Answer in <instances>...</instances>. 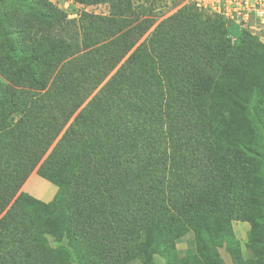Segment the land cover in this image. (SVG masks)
<instances>
[{
    "label": "trees",
    "instance_id": "trees-1",
    "mask_svg": "<svg viewBox=\"0 0 264 264\" xmlns=\"http://www.w3.org/2000/svg\"><path fill=\"white\" fill-rule=\"evenodd\" d=\"M75 1L111 14L81 39L55 35L67 13L33 0L47 34L0 54V264H227L221 247L240 264L238 220L252 226L245 264H264V43L232 42L221 16L188 4L134 48L131 0ZM42 160L49 202L20 191ZM189 232L196 250L180 256Z\"/></svg>",
    "mask_w": 264,
    "mask_h": 264
},
{
    "label": "rangeland",
    "instance_id": "rangeland-1",
    "mask_svg": "<svg viewBox=\"0 0 264 264\" xmlns=\"http://www.w3.org/2000/svg\"><path fill=\"white\" fill-rule=\"evenodd\" d=\"M49 1L54 3L55 1L59 2L60 0ZM186 1L187 0H131L132 9H129L128 11L132 15L126 18L124 24H127L126 28L131 30L132 34L137 35L138 37L134 48L146 40V38L152 33L156 26L162 22V20L177 12L180 8L187 6L188 4L185 3ZM32 2L33 0H0V43L2 44V47H0V54H6L9 51L7 50L9 44L17 50H28V46L31 42L43 39L44 35L47 34L48 26L46 25L48 21L44 17L43 19H38L35 16L31 5ZM111 10L112 8L110 7V3L92 4L87 5L86 7H79L78 10L75 11L77 17L73 14L71 16L66 14L67 16L62 23L57 22L53 25V30L55 31V35H66L68 37H72V35L75 34L79 35L81 39L83 27L85 25H93L96 20L94 18L96 15L109 16L111 14ZM88 16H92L93 20H91ZM143 20H146V25H149L146 30H144L145 24H142ZM126 58L127 57L122 59L117 67L111 72L109 77L119 68ZM21 62L22 61L19 58H16L12 64L6 61L3 65L6 69L14 70L21 68ZM31 66L39 72H42L45 76L51 74V70L43 65L32 63ZM0 80L5 84H11V81L3 75L1 68ZM16 88L39 92L33 88V85L21 87L16 86ZM97 91L98 90L95 92ZM89 99L83 106L87 105ZM75 115L61 130L58 138L53 142L44 159L49 155L56 143L73 122ZM235 117V113L231 112L229 115V122L234 123ZM17 118L18 116H16V119ZM43 160L22 184L20 191H25L33 195L34 193L32 191V187H34V189H41L35 182L32 181L31 183L30 179L38 175L37 169ZM2 215L3 213L0 214V217ZM233 226L235 235L241 243L240 250L237 251L236 254L242 260L240 264H245L246 260L254 258L252 245L248 239V232L252 226L250 222L243 220L234 221ZM177 247L180 256H184L189 252H194L196 247L193 232H189L186 236L180 239L177 243ZM219 250L227 264L235 263L236 260L231 251H229L226 247H221ZM156 261L158 264H166L165 259L159 255L156 256ZM254 261H257L256 256ZM131 264H140V262L134 261Z\"/></svg>",
    "mask_w": 264,
    "mask_h": 264
},
{
    "label": "built area",
    "instance_id": "built-area-1",
    "mask_svg": "<svg viewBox=\"0 0 264 264\" xmlns=\"http://www.w3.org/2000/svg\"><path fill=\"white\" fill-rule=\"evenodd\" d=\"M69 16L85 5L75 0L54 2ZM198 9L211 15L221 16L230 29L229 36L236 42L242 32H247L264 43V0H187Z\"/></svg>",
    "mask_w": 264,
    "mask_h": 264
},
{
    "label": "crops",
    "instance_id": "crops-1",
    "mask_svg": "<svg viewBox=\"0 0 264 264\" xmlns=\"http://www.w3.org/2000/svg\"><path fill=\"white\" fill-rule=\"evenodd\" d=\"M32 181L39 185V187L41 188L34 189V187H32V191L34 193L33 195L45 202H49L54 198L58 190V187L55 184L46 180L45 178H42L39 175L32 177L30 179V182L32 183Z\"/></svg>",
    "mask_w": 264,
    "mask_h": 264
}]
</instances>
